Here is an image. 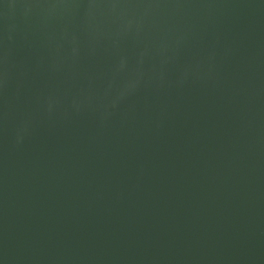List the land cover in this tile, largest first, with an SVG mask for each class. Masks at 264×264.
I'll return each instance as SVG.
<instances>
[{
  "label": "water",
  "instance_id": "1",
  "mask_svg": "<svg viewBox=\"0 0 264 264\" xmlns=\"http://www.w3.org/2000/svg\"><path fill=\"white\" fill-rule=\"evenodd\" d=\"M0 264H264V0H0Z\"/></svg>",
  "mask_w": 264,
  "mask_h": 264
}]
</instances>
